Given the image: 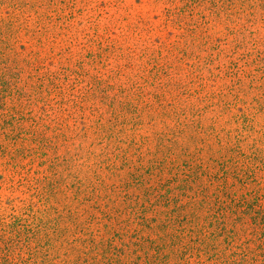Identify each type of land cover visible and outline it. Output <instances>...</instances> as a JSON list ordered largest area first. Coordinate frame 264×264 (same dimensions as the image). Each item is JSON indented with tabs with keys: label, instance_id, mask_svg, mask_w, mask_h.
I'll return each instance as SVG.
<instances>
[{
	"label": "rangeland",
	"instance_id": "rangeland-1",
	"mask_svg": "<svg viewBox=\"0 0 264 264\" xmlns=\"http://www.w3.org/2000/svg\"><path fill=\"white\" fill-rule=\"evenodd\" d=\"M0 264H264V0H0Z\"/></svg>",
	"mask_w": 264,
	"mask_h": 264
},
{
	"label": "trees",
	"instance_id": "trees-1",
	"mask_svg": "<svg viewBox=\"0 0 264 264\" xmlns=\"http://www.w3.org/2000/svg\"><path fill=\"white\" fill-rule=\"evenodd\" d=\"M1 258H3V257H1ZM7 260V259H6Z\"/></svg>",
	"mask_w": 264,
	"mask_h": 264
}]
</instances>
